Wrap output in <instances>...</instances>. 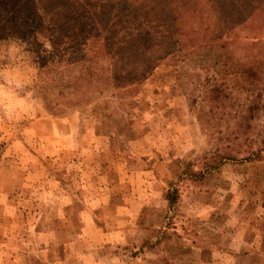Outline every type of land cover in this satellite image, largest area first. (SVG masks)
I'll return each instance as SVG.
<instances>
[{"label": "rangeland", "instance_id": "374dc122", "mask_svg": "<svg viewBox=\"0 0 264 264\" xmlns=\"http://www.w3.org/2000/svg\"><path fill=\"white\" fill-rule=\"evenodd\" d=\"M113 1L0 0V264H264V102L213 80L217 48L127 43L160 15ZM194 2L188 27L264 58V12Z\"/></svg>", "mask_w": 264, "mask_h": 264}, {"label": "trees", "instance_id": "16d2710c", "mask_svg": "<svg viewBox=\"0 0 264 264\" xmlns=\"http://www.w3.org/2000/svg\"><path fill=\"white\" fill-rule=\"evenodd\" d=\"M85 0H63L66 7L73 8L77 2ZM87 1V0H86ZM193 1V2H192ZM185 3L180 2V0H115L110 5L111 13H106L105 16L108 14L106 20H111L113 15L118 14V18L127 13L130 14L132 12L136 13V16L139 15L144 8H154L157 11V14L160 15L159 18V25L158 31L154 35L152 32L145 31L146 23L144 22L141 24V28L143 27L144 30L140 31L139 34L132 35L127 43H137L136 48H140L146 46L150 43L151 38L156 36L157 44L162 45L163 43H167L171 40V44L180 51H193L195 47L200 46H208L217 48L218 49V60L215 62V66L217 67L218 77H214L216 81H236L239 89H245L247 92L246 96V103L247 105V112L254 114V111L259 109L258 106V98H253L257 96L260 98V101L264 102V98L260 93H258V89L261 91L259 86H263L264 88V58L256 59L251 62L243 63L241 60L235 57L236 50L233 49V41L228 38H225L224 32L219 31V35L214 34V27L207 23V29L204 31L199 30L200 27H195L194 25H190L191 20L190 16L195 17L193 21L197 20L202 11H203V2H194V0H185ZM88 3V2H87ZM84 3V6L87 4ZM247 3H251L255 9H260L261 12H264V0H219V12L220 14H224L227 16L237 17L240 15L246 6ZM202 6V7H199ZM138 7V8H137ZM137 9V10H135ZM127 14V15H128ZM105 16L103 18H105ZM202 18H204L202 16ZM101 16L99 15L100 22ZM236 21H234L235 23ZM238 23V22H237ZM188 24V26H187ZM236 24V23H235ZM187 26V27H186ZM139 28V27H138ZM97 29V31H96ZM94 35H92L91 45L95 47L96 50H100V48H109L111 49L113 41L115 40V35L118 33L117 30L113 29L111 31L112 36H104L101 25L97 24L93 28ZM88 40V39H87ZM146 43V45H144ZM111 44V45H110ZM90 44L89 42L85 43L84 47H88ZM139 49V50H140ZM84 53L85 50H82ZM86 58L81 60L79 58L77 62L84 67V62L86 63ZM65 63H60L58 66H66ZM65 64V65H63ZM210 68V67H209ZM48 73V72H47ZM240 81H245L243 86L239 85ZM228 84L225 83L223 89L219 87H214L209 89L210 96L212 100L222 99V95L224 94H231V96H235L232 88L227 87ZM247 85V87H244ZM238 90V89H237ZM233 92V93H232ZM224 97H227L224 95ZM237 98V97H236ZM247 112H243L241 118H246ZM252 117V115H249ZM255 117V115H253ZM263 148H264V139L262 141ZM263 149H260V152ZM255 156V155H254ZM258 156V155H257ZM255 156V157H257Z\"/></svg>", "mask_w": 264, "mask_h": 264}]
</instances>
